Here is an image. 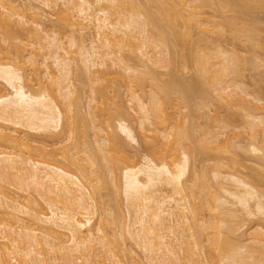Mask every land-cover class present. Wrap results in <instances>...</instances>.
Instances as JSON below:
<instances>
[{"label":"bare ground","instance_id":"obj_1","mask_svg":"<svg viewBox=\"0 0 264 264\" xmlns=\"http://www.w3.org/2000/svg\"><path fill=\"white\" fill-rule=\"evenodd\" d=\"M261 19L264 0H0V264H264V76L261 96L241 80L264 65ZM229 44L254 49L244 58ZM80 71L93 88L118 75L136 116L112 114L96 87L84 115ZM221 105L242 110L245 145L219 121ZM201 109L211 129L196 123ZM122 138L145 153L129 154ZM235 147L261 170L234 159ZM209 154L211 170L199 159Z\"/></svg>","mask_w":264,"mask_h":264},{"label":"rangeland","instance_id":"obj_2","mask_svg":"<svg viewBox=\"0 0 264 264\" xmlns=\"http://www.w3.org/2000/svg\"><path fill=\"white\" fill-rule=\"evenodd\" d=\"M47 12H54V11H51V10H49L47 7H45L44 8ZM207 9H209V8H207ZM206 9V12L208 11ZM213 11V10H212ZM211 11V9L209 10V12H208V14L211 12V13H213ZM50 14L49 15V19H50V21L51 22H53L52 24H51V22L50 21H48L49 22V24H50V26L52 25H54V22H55V27L56 28H58L57 27V25H56V21H57V19L55 20V18H57V17H55L56 15H53V14ZM227 14H229L230 15V13H227ZM260 14V16L262 17V14L261 13H259ZM258 14V15H259ZM212 14H210V16H211ZM228 15V16H229ZM207 16H209V15H207L206 14V17ZM209 16V17H210ZM230 16H232V15H230ZM212 17V16H211ZM210 17V18H211ZM241 17H243V16H241ZM239 18V17H238ZM214 19H216V17L214 18ZM219 20H220V18H218ZM217 19V20H218ZM243 19V18H242ZM242 19H241V21H240V19H239V21H240V23H242ZM262 20H264V19H261V22H262ZM246 21H248V19H246ZM249 21H251L250 20V18H249ZM240 23H238L239 25H240ZM249 24H251V22L250 23H248V25ZM262 25H264V24H260L259 26H262ZM54 26H53V28H54ZM54 29L57 33H59L58 35H61V33L60 32H62V31H60L59 30V32H58V30L57 29ZM196 31L198 32V34L196 35V37H199L202 33H199V31L196 29ZM64 32H62V34H63ZM261 33V32H260ZM64 34H66V33H64ZM200 34V35H199ZM225 35H227V34H225ZM261 35V34H260ZM259 34L257 35V39L259 40L260 39V37H262V36H260ZM262 35H264V33H262ZM64 36V35H63ZM66 36V35H65ZM203 36V35H202ZM214 36V35H213ZM215 36H218V35H215ZM224 36V35H223ZM223 36H221V38H218V42L220 41V42H222V40H223ZM229 36V35H228ZM79 37V36H78ZM259 37V38H258ZM214 38V37H213ZM226 38V37H225ZM231 38V37H230ZM229 38V39H230ZM262 38H264V37H262ZM261 38V39H262ZM81 39V38H80ZM92 39H94V37H93V34L92 33H85V35L83 36V40L85 41V44H87L90 40H92ZM215 39V38H214ZM214 39H213V42H214ZM220 39V40H219ZM228 39V37L226 38V40ZM232 39V38H231ZM231 39L229 40L230 42H231ZM216 40V39H215ZM217 41V40H216ZM215 41V42H216ZM224 42L223 43H225V40H223ZM228 41V40H227ZM226 41V42H227ZM203 42V41H202ZM220 42L218 43V44H220ZM230 42H228V43H230ZM233 42H235V40L233 41ZM208 43V42H207ZM207 43H205L206 44V46H210V44H208L207 45ZM240 43V42H239ZM230 44H232V43H230ZM228 45V47L230 46V47H237L238 49H239V44H238V46L236 45L235 46V44H233V46L232 45ZM262 44V43H261ZM199 45H201L200 43H199ZM212 45V44H211ZM246 45H248V44H246ZM245 45V47H247ZM202 46V45H201ZM205 46V47H206ZM208 46V47H209ZM223 46H224V44H223ZM227 45L225 44V47H226ZM243 47H244V44L242 45ZM242 46H241V48H242ZM199 48H200V46H198ZM230 47H229V50H231L230 49ZM260 47H261V45H260ZM259 47V48H260ZM202 48V47H201ZM210 48V47H209ZM211 48H212V46H211ZM252 48L251 46H248V51L250 50V49ZM261 48H264V46H262ZM76 48H73L72 50H73V52H74V50H75ZM202 49H204L205 50V48H204V44H203V48ZM235 51H236V48H233ZM245 49L246 48H244V51H245ZM246 49V50H247ZM252 49H254V48H252ZM206 50H207V48H206ZM257 50V52H258V55L257 54H255V53H252L251 55H250V58L252 57V56H254V54L257 56L256 58H258V60L256 59V62H262V61H264V51H262V50H264V49H261V51H260V49H256L255 48V50L254 51H256ZM76 51V50H75ZM233 51V50H232ZM239 51H240V49H239ZM247 51V52H248ZM252 51V50H251ZM251 51H249V52H251ZM183 52V51H182ZM188 52V51H187ZM187 52L184 50V52L183 53H185V54H187ZM208 52V51H207ZM246 51L245 52H243V49H242V53H241V51L240 52H238L239 54L241 53V55L240 56H242V57H244L245 58V56L246 57H249L248 55V53H247ZM244 53V54H243ZM182 54V53H181ZM243 54V55H242ZM245 55V56H244ZM73 56H74V54H73ZM260 57V58H259ZM178 58H179V56H178ZM177 58V59H178ZM249 58V59H250ZM255 58V57H254ZM248 58H247V60H249ZM251 59H253V58H251ZM179 61H180V59H178ZM178 60H176L177 62H178ZM245 61L244 62V65H245V63H248L249 61ZM254 60V59H253ZM176 62V63H177ZM181 63H183L182 61H180ZM180 62H178V65H181V64H179ZM130 63H133V61H131ZM249 64H250V62H249ZM260 65V67L258 66V69L257 70H255V67L253 68L252 67V69L253 70H251L250 69V67H251V64H250V66L248 67V65H247V68H249V70H247V68H244V69H242L243 70V75H241V73H240V76H243L242 77V79L241 80H243L244 82H242V85L244 84V86H246V85H248V87L246 86V87H244V88H247V89H249V91L250 90H252L253 92L256 90L255 88L256 87H258V85L256 84L257 82H256V80L260 77V76H264V65H262L261 63H259ZM242 65H243V63H242ZM243 67H245V66H243ZM113 68V67H112ZM111 68V69H112ZM116 70H120L119 68H116ZM191 70V69H190ZM189 69H188V67L186 68V69H182V72H183V77H187L188 79H191V71H190ZM241 70V71H242ZM110 71H113V69L112 70H110ZM161 72H167V70H160ZM169 71V70H168ZM181 72V73H182ZM79 73H81V71L79 72ZM82 74V73H81ZM168 74V73H167ZM77 76V75H76ZM76 76H75V78H76ZM109 76H111L110 77V79H107V80H102L100 83H98L97 84V86H95L97 89V91H95L96 92V94L97 93H99V94H103L102 96H104L106 99H108V101L109 102H107L106 104V106L108 107V108H111V107H114V109L113 108H111L113 111V113L112 114H114V111H115V114L120 110V111H122V112H124V108L126 107V108H130V109H126L127 111H129V114L131 113L132 114V116H136V113L133 111V109H131L132 107V103L131 102H129V96H128V91H127V88H126V85H125V83H124V81H121L122 79H118L117 78V76L118 75H116V74H112V75H109ZM167 76H169V75H166L165 77H167ZM191 76V77H190ZM238 77V76H237ZM237 77L235 76V78L237 79ZM78 78V77H77ZM109 78V77H108ZM117 78V79H116ZM168 78V77H167ZM238 78H241V77H238ZM186 79V78H185ZM259 79H264V78H259ZM192 80V79H191ZM246 80V81H245ZM89 80H87V78H86V76L84 75V74H82V75H80V77L78 78V80L75 82V87H76V85H77V87H76V89H77V91L78 92H80V100H81V104H80V106L82 105V110H83V114L84 115H88V108H89V106H91V103H92V101L89 99V95H92L91 93H93L91 90H90V87H92L93 88V86H91L90 84H89V82H88ZM240 81V80H239ZM256 82V83H255ZM162 84V83H161ZM261 84L262 85H264V83H260V87L262 88V90H264V86H261ZM96 85V84H95ZM2 87V86H1ZM94 87V88H95ZM93 88V89H94ZM259 88V87H258ZM258 88H257V90H258ZM253 89H255V90H253ZM91 91V92H90ZM252 91H250V92H252ZM259 92V91H258ZM255 93V92H254ZM262 93H264V92H262ZM262 93H261V95H262ZM95 94V93H94ZM256 95L258 94L259 95V93H255ZM261 95H259V96H261ZM93 96V95H92ZM102 96H99V97H102ZM173 98H175L176 97V95L175 94H173ZM91 97V96H90ZM98 97V96H97ZM92 98V97H91ZM211 98H212V101H213V97L211 96ZM211 98H210V100H211ZM101 100H102V98H100ZM252 99V98H251ZM79 100V101H80ZM90 100V105L88 104V101ZM195 100H197V99H195ZM210 100H209V102H210ZM216 99H214V101H215ZM104 101V100H103ZM200 101V100H199ZM199 101H196L197 103L199 102ZM208 101V100H207ZM210 102V103H212V104H216V102L218 103V101H216V102ZM262 101V102H261ZM261 105H264V99H262L261 98ZM193 102V101H192ZM253 102H254V100H253ZM109 103V104H108ZM173 103H175V101L173 102ZM209 103V105H211ZM255 103V102H254ZM88 104V105H87ZM193 105H194V103H193ZM217 105H219V104H217ZM116 106H119V107H116ZM117 109H116V108ZM211 107L212 106H210V110H211ZM222 107V108H221ZM221 107L220 108H218V106L215 108V107H212V109L214 110V108L216 109V111H217V108L219 109V111H220V114L218 115L219 116V121H221V123H223V122H231L233 125H232V128L229 126V129H234L235 130V133H240V132H242L243 133V135H246L247 133H246V131H248L247 129L248 128H246L244 125V127L242 128V117H240V113H242L240 110L238 111L237 110V108L236 109H232L231 108V111H225L226 110V108H225V110H224V106H222L221 105ZM119 108V109H118ZM235 108V107H234ZM87 109V110H86ZM111 109H109V110H111ZM175 109V108H174ZM81 110V111H82ZM98 110V109H97ZM108 112H109V110L108 109H106ZM130 110H131V112H130ZM213 110H212V112H213ZM229 110V109H228ZM85 111H87L86 113H85ZM106 111V112H107ZM117 111V112H116ZM182 111H183V114H188L189 113V109H186V108H184V109H182ZM107 112V113H108ZM111 112V111H110ZM202 112H203V110L201 109V113H199V114H201L202 115ZM106 113V115H105V113H104V115L107 117V119L109 118L108 117V114ZM125 113H127V112H125ZM217 113H219V112H217ZM212 113H211V111H210V115H211ZM201 115H199L198 117H197V119L195 120L196 121V123L198 124H201V126H204V127H208L209 126V128L210 127H212V125L214 124V120H208V118H206V117H204L203 115V117H200ZM213 115V114H212ZM104 116V117H105ZM111 116V115H110ZM113 116V115H112ZM102 118V117H101ZM105 119V118H104ZM107 119H105L104 121H106ZM88 120V119H87ZM100 120H102V119H100ZM99 120V121H100ZM103 121V120H102ZM104 121H103V123H104ZM87 123H89L88 121H87ZM98 123H101V121L100 122H98ZM103 123H101V124H103ZM133 122H131V125H133L134 124V131H137V132H135V134L136 133H139L141 130H140V128H138V127H136V125L137 124H135V123H133ZM230 123V124H231ZM105 124V123H104ZM216 124V123H215ZM218 124H220V122H218ZM222 125V124H221ZM138 126V125H137ZM217 126V125H216ZM133 127V126H132ZM234 127H236V128H234ZM138 129V130H136V129ZM216 129H214V126H213V128H212V130H219V128H218V126L217 127H215ZM218 128V129H217ZM91 129V128H87V134L89 135V136H86L85 138L86 139H90V140H93L92 138H94V133L93 132H91V131H93L92 129H91V131L89 132V130ZM211 129V128H210ZM140 130V131H139ZM234 130H233V133H234ZM139 131V132H138ZM227 131H230V130H228V128H227ZM226 131V132H227ZM114 132V131H113ZM116 132V131H115ZM232 133V132H231ZM245 133V134H244ZM104 134H105V132H104ZM148 134H150V135H152V133H148ZM228 134V133H227ZM230 134V133H229ZM241 134V133H240ZM121 135V134H120ZM137 136V140L140 142V137H139V135L138 134H136ZM226 135V134H225ZM225 135H223V136H225ZM248 135V134H247ZM247 135L244 137V145H245V143H246V141H248L247 140ZM123 136V135H122ZM223 136H221L222 138H223ZM88 137V138H87ZM225 137H227V136H225ZM239 137H241V135L239 136ZM30 138L31 139H33V141H34V144H37V143H39V141H42V136H41V134H31L30 135ZM84 138V139H85ZM119 138H121V137H119ZM248 138H249V136H248ZM94 139H96V137L94 138ZM225 139V138H224ZM235 139H236V137H235ZM242 139V138H241ZM121 141H126V140H123V138L122 139H120ZM236 140H238V137H237V139ZM235 140V141H236ZM48 141V140H47ZM138 141H137V143H134V142H131L132 143V145L130 144V142L129 141H126V142H124V144H126V143H128L129 142V144H126V146H127V149L130 147V149L128 150V152H130L129 154H132V155H134V154H137L136 156H138V158H140L141 157V155L142 154H144L145 153V151L144 150H146V148H144V150H143V145L142 144H139L138 143ZM243 141V140H242ZM91 143H92V141H90ZM237 142V141H236ZM250 142V141H249ZM48 144H50L51 142L50 141H48L47 142ZM141 143V142H140ZM93 144V143H92ZM129 145V146H128ZM142 145V146H141ZM240 145H242V143L240 144ZM243 145V146H244ZM249 145V144H248ZM246 146L245 148H247V147H249V146ZM126 146L124 145V147L126 148ZM237 146H239L238 145V143H237V145H236V147ZM241 147V148H244V147ZM236 147H235V149H236ZM249 149V148H248ZM233 150V152H234V149H232ZM141 152V153H140ZM233 152L231 153V155H233ZM140 156H139V155ZM251 153H247V150L246 151H243L242 149L240 150V149H236L235 150V156L234 157H236V158H234L233 156H230V154L228 155V157L230 158H234V159H240L241 161H244L245 163H247L248 165H250V166H256V168L257 169H259L258 168V166L256 165V164H258V163H256V159H254V158H252L251 157V155H250ZM223 156L222 157H224V155L225 154H222ZM213 156V155H212ZM212 156H210V154H209V156L208 155H204L203 157H199V159H201V160H205L206 159V161L203 163L204 165H206L207 164V166H209V165H211V166H213L214 165V162H215V160L214 161H212ZM252 156H254L253 154H252ZM207 157H208V159H207ZM198 158V157H197ZM196 158V159H197ZM199 159H197V161L195 162V164L197 165L198 163H199V167L202 165L203 166V164L202 163H200L199 162ZM211 159V160H210ZM224 159H226V158H223V161H225V163L227 162V160H224ZM248 160V161H247ZM255 162H254V161ZM203 162V161H202ZM229 162V164L228 163H226V166H225V168H224V170L226 169H228V170H230V166H232L231 164H230V161H228ZM244 162H242V164H245ZM241 163V162H240ZM256 163V164H255ZM236 165V164H235ZM238 165V166H237ZM236 166H237V168L239 169V167L241 166V164H237ZM240 165V166H239ZM246 165V164H245ZM198 166V165H197ZM207 166H204V167H206L207 168ZM236 166H234L235 168H236ZM243 166V165H242ZM261 165H259V167H260ZM214 167V166H213ZM247 167V166H246ZM262 167H264V166H261V168ZM255 168V169H256ZM209 169L211 170V168H210V166H209ZM242 169V171H244L245 173L246 172H250V168H248V169H243V168H240V170ZM262 169H264V168H262ZM209 170V171H210ZM222 170H223V168H222ZM225 170V171H226ZM227 170V171H228ZM254 170V169H253ZM259 170H261V169H259ZM224 171V172H225ZM233 171V170H232ZM241 171V172H242ZM230 172V171H229ZM248 172V173H249ZM252 172V171H251ZM253 172H255V171H253ZM247 173V174H248ZM213 174V173H212ZM108 175H110V174H108ZM108 175H106L107 176V178H108ZM250 175H251V173H250ZM249 176V175H248ZM251 177V176H250ZM209 178H211L212 179V181H213V178L211 177V175H210V177ZM252 178V177H251ZM251 178L249 179V177L247 178V175H246V179H249V180H251ZM262 179H264V178H262ZM262 179L260 180V181H262ZM211 181V182H212ZM259 181V180H258ZM213 183H214V181H213ZM258 183V182H257ZM259 184V183H258ZM261 187L262 186H264V183H262L261 185H260ZM257 187H259V186H257ZM261 187H259V188H261ZM107 188H109V187H107ZM106 188V189H107ZM110 189H111V187H110ZM110 189H109V191H110ZM262 189H264V187H262ZM261 191V190H260ZM101 192H103L102 194H104L103 196H104V198H102L104 201H106L107 203H108V206H109V204L111 203V200L112 199H110L111 197H109V196H111V194H109V195H105L107 192H108V189L107 190H103V191H101ZM262 192H264V191H262ZM111 193V192H110ZM120 193H121V191H120ZM108 194V193H107ZM120 195H122V193L121 194H119V196ZM118 196V195H117ZM113 197V196H112ZM117 198V197H116ZM119 198H121L122 199V204H121V206H120V208L122 209V211H123V213H124V215H125V212H126V209L127 208H125L126 206H125V204H124V196H121V197H119ZM119 198L118 199H116L118 202L119 201H121V200H119ZM112 201H115V199L114 200H112ZM117 202V203H118ZM107 203H106V205H107ZM114 203V202H113ZM121 203V202H120ZM253 202H251V204H252ZM120 205V204H119ZM111 206H112V204H111ZM122 206L124 207V209L122 208ZM112 209V208H111ZM121 209H119V210H121ZM125 210V211H124ZM123 213H122V215H123ZM127 213V212H126ZM127 218H128V215H127ZM120 219H121V221H123V217L121 218V216H120ZM254 219V218H253ZM255 219H256V217H255ZM124 220L126 221L127 219H126V215H125V217H124ZM128 221V220H127ZM94 222H95V219H94ZM93 222V223H94ZM122 223V222H121ZM247 223H249V222H247ZM253 223L251 224V223H249L248 224V226H251V227H253ZM247 226V227H248ZM246 227V228H247ZM255 227V226H254ZM253 227V228H254ZM245 228V227H244ZM245 228V229H246ZM117 229V228H116ZM256 229V228H255ZM254 229V230H255ZM245 231V230H244ZM128 245H129V247H130V242L128 243ZM135 249V248H134ZM136 249H138V248H136ZM136 253V257H135V254ZM135 253H133V254H131V256L132 255H134V257L135 258H137V260H138V257L139 258H143V256H144V254H142V252L141 251H139V250H137V252H135ZM141 260H144V258L143 259H141Z\"/></svg>","mask_w":264,"mask_h":264}]
</instances>
